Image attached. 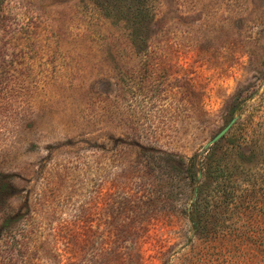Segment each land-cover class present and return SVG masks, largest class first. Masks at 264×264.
<instances>
[{"label": "rangeland", "instance_id": "obj_1", "mask_svg": "<svg viewBox=\"0 0 264 264\" xmlns=\"http://www.w3.org/2000/svg\"><path fill=\"white\" fill-rule=\"evenodd\" d=\"M2 11L0 264H264V0Z\"/></svg>", "mask_w": 264, "mask_h": 264}, {"label": "trees", "instance_id": "obj_2", "mask_svg": "<svg viewBox=\"0 0 264 264\" xmlns=\"http://www.w3.org/2000/svg\"><path fill=\"white\" fill-rule=\"evenodd\" d=\"M3 17L2 11V0H0V21ZM182 165L185 167V175L188 183L192 185L191 196L192 202L189 206L187 212L190 221L192 222L193 228L198 229L200 218L202 216V207H201V195H202V187H201V179L203 176V166L201 162L200 156H192L188 158L186 161L181 160ZM6 177V176H5ZM7 182L4 180L0 181V192L5 191ZM10 218V217H9ZM7 221L3 223L6 225Z\"/></svg>", "mask_w": 264, "mask_h": 264}, {"label": "water", "instance_id": "obj_3", "mask_svg": "<svg viewBox=\"0 0 264 264\" xmlns=\"http://www.w3.org/2000/svg\"><path fill=\"white\" fill-rule=\"evenodd\" d=\"M236 118H233L231 122L223 129L221 130L206 146H204V149H206L208 146L214 144L217 142L220 138L223 137V135L229 130V128L232 126V124L235 122Z\"/></svg>", "mask_w": 264, "mask_h": 264}]
</instances>
